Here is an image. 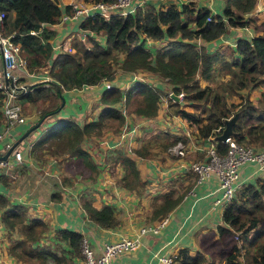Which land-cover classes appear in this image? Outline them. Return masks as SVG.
<instances>
[{"label":"trees","instance_id":"obj_1","mask_svg":"<svg viewBox=\"0 0 264 264\" xmlns=\"http://www.w3.org/2000/svg\"><path fill=\"white\" fill-rule=\"evenodd\" d=\"M254 3L255 0H225L221 14L211 13L204 6L197 7L191 0L179 7L169 4L163 8L148 1L124 15L104 17L94 13L84 17L78 26L90 30L93 36H87L86 40L75 39L70 43V51L53 54L48 41L52 37L50 29L42 27L37 35L28 31L38 29L41 24L56 22L61 12H68L70 6L58 0H0V11L4 12L3 27L6 32H13L12 40L19 43L28 70L39 71L40 67L47 65L50 79L30 84V91L19 98V101L23 99L30 103L31 111L36 110L39 117L52 114L61 107L62 90L102 81L108 83L99 94L101 107L96 119L81 125L70 119L50 122L44 135L33 146L51 139L55 141L51 150L54 154L80 157L88 163L83 141L101 135L104 128L113 126L112 123L114 126L123 123L116 108L122 94L114 84L116 70L147 71L164 79L173 95L182 92L184 104H179L173 96L166 97L172 113L194 126L197 137L214 139L221 132L224 119L236 113L230 137L254 147L264 146V106L259 110L249 98L227 101V96H239L244 89L264 86V17L257 26V33L249 39L238 38L232 51H208L204 45L193 42L196 38L206 43L214 42L227 25H245L253 21L243 19L238 12L248 11ZM208 15L210 20H205ZM144 38L157 42L158 46L153 51L146 48ZM213 71L226 78L220 85H200L197 73L201 79L210 80ZM159 91L155 84L134 82L125 90L127 109L145 117L153 116ZM1 96L0 93V99ZM158 138L154 135L135 152L145 156L149 154L147 148L165 149L173 142V139L156 141ZM213 141L218 152L223 153L225 143ZM117 154L125 172L123 185L127 188L138 185L139 174L134 160L120 149ZM170 205H164L161 210L167 211ZM84 208L88 219L94 223L103 227L115 225L112 206L103 205L96 209L84 203ZM2 219L5 225L12 227L21 217L17 212L6 215L5 211ZM221 220L227 226L218 225V235L225 234L227 239L221 243L223 247L214 252L216 263L208 262L209 258L200 250L189 254L183 247L177 250L172 264H264V177L241 184L223 206ZM42 224L39 219L31 218L23 225L28 230L29 240L36 238L31 230ZM54 234L66 242L70 256H79L81 235L78 232L57 228Z\"/></svg>","mask_w":264,"mask_h":264},{"label":"crops","instance_id":"obj_2","mask_svg":"<svg viewBox=\"0 0 264 264\" xmlns=\"http://www.w3.org/2000/svg\"><path fill=\"white\" fill-rule=\"evenodd\" d=\"M58 1L68 4L70 0ZM148 1L155 7L163 8L169 4L179 7L190 0ZM191 1L197 7L204 6L211 13L218 14H221L225 5V0ZM238 14L243 19H252V23L227 25L214 42L206 43L197 38L193 42L204 45L208 51H232L238 38L249 39L257 33V26L264 17V0H255L251 9L239 11ZM83 18L50 27V42L61 40L69 44L76 37L74 30ZM146 44L158 46L157 42L149 38H144V46ZM115 78L114 84L122 92L116 108L123 117L122 125H126L127 132L124 138H120L118 133L122 125L116 123L114 126L112 123L113 126L104 128L101 135L85 139L82 146L88 155V163L80 157L54 154L51 150L54 149L55 141L51 139L36 147L33 144L44 135L50 122L70 119L81 125L96 119L101 107L98 97L101 90L106 88L105 81L62 90L60 95L64 99L63 104L55 113L44 116L51 119L40 130L32 129L22 137L27 128L41 118L36 110L24 113L23 123L14 124L5 130L0 139V156L10 146H14L4 158L7 164L0 170V264H82L80 250L79 256H70L66 242L54 234L57 228L78 232L81 240L85 239L97 256L104 243L121 236H132L140 226L154 224L166 217L157 232L140 235L135 250L114 256L109 264H156L158 254L175 257L177 250L183 247L187 248L189 254L200 250L209 258L210 252L207 253L204 247L210 244L211 247H218L227 239L225 234L219 237L217 231L218 225H227L221 220L223 205L216 201L221 190L215 176L211 174L196 182L188 168L193 158H204L209 141L197 137L194 126L172 113L166 97L170 88L160 76L136 70L118 73ZM48 79L46 65L40 67L28 81L32 84ZM136 81L159 87L157 109L151 117L136 114L126 107L125 90ZM177 101L183 103L182 99ZM24 104L27 102L21 103V106ZM122 105L125 114L121 113ZM2 127L0 121V129ZM160 132L167 134V140H182L187 146V154L174 156L168 148H147L149 154L145 156L135 152L142 143ZM119 149L134 160L139 174V184L131 188L123 185L125 180L122 176L125 172L117 154ZM14 151L19 153L20 158L17 160L13 157ZM256 177H264V169H258L254 163H244L239 167L237 179L241 184L253 182ZM84 203L96 209L103 205L112 206L115 225L103 227L88 219ZM169 203L171 205L167 211L161 210ZM5 211L6 215L17 212L21 217L19 223L16 222L12 227L5 225L2 219ZM31 218L43 223L31 230L30 233L36 235L33 240L27 238L28 230L23 228Z\"/></svg>","mask_w":264,"mask_h":264},{"label":"built area","instance_id":"obj_3","mask_svg":"<svg viewBox=\"0 0 264 264\" xmlns=\"http://www.w3.org/2000/svg\"><path fill=\"white\" fill-rule=\"evenodd\" d=\"M147 0H113L111 2H84L82 0H70L68 2L69 11L61 12L58 19L54 23L41 24L38 29H31L28 33L39 34L42 27L50 29V27L61 25L64 22H74L79 17H86L97 13L106 17L109 14L124 15L136 6L143 5ZM84 2V3H83ZM90 9H93L90 11ZM4 12L0 11V121L3 127L0 129V139L5 130L18 123L25 121V115L19 101L20 96L30 91L28 80L35 76L36 71H29L27 68V59L21 52L19 43L12 40L13 32H6L2 18ZM210 20V15L205 17ZM76 37L70 40H85L87 36H93L88 29L75 28ZM52 37L48 39L50 42ZM70 43L65 44L61 40L50 42L52 53H60L70 51ZM106 87L108 83L105 82ZM166 96H173L171 90L167 91ZM178 100L182 99V92L175 95ZM124 98H121L123 101ZM121 113L125 114V108L122 105ZM127 127L123 124L119 130V137L124 138ZM209 144L205 147L204 158L189 162L188 168L194 174L196 182L202 180L208 175H214L221 194L216 200L221 205H225L233 197L234 192L240 187L238 182V169L244 163H254L258 169H264V146L254 147L250 144H243L235 141L230 136L225 138L226 147L223 153L218 152L215 148L214 139L206 137ZM187 146L182 140H176L168 151L174 156L182 157L187 154ZM13 157L17 160L20 158L17 151L13 152ZM7 164L5 159H0V170ZM166 217L160 218L154 224H145L140 226L132 236H121L120 238L106 242L102 246L101 253L97 256L93 254L89 244L85 239L81 240L80 257L82 264H109L114 256L133 251L139 244V236L146 232H157L164 224ZM174 255L158 254L156 256V264H172Z\"/></svg>","mask_w":264,"mask_h":264},{"label":"rangeland","instance_id":"obj_4","mask_svg":"<svg viewBox=\"0 0 264 264\" xmlns=\"http://www.w3.org/2000/svg\"><path fill=\"white\" fill-rule=\"evenodd\" d=\"M146 46V48H148V49H152V51H153V49H155L156 48V46L157 45H153L152 46V44H146L145 45ZM121 71L122 70H116V75L118 74V73H121ZM197 79H199V84L200 85H205V84H208L209 86H214V85H220L221 83V81H223L225 78H226V76H224V75H218L217 73H215L214 71H213V77H212V79H210V80H203V79H201L202 77L199 75V73H197ZM263 77H264V75H263ZM165 82V81H164ZM166 83V82H165ZM165 85H167V83L165 84ZM260 87H262V91H264V86L263 85H261V86H258V87H256V88H249V89H244L243 91H241L240 93H239V96H237L236 94H234V95H230V96H227V101L229 102V101H233V102H237V101H239V98H241V99H243V101L247 98H249V99H251V102L253 103V104H255L257 107H258V109L259 110H262V108H263V106H264V95L262 94V91H259V89H260ZM164 90V89H163ZM165 91H166V88H165ZM251 93H253V95L251 96V97H249L250 95H251ZM21 103H24V100L23 99H21ZM185 102H184V100H183V103H181V104H184ZM42 104H45V102L44 103H42ZM22 111H23V114L24 113H26V114H29L30 112H31V105H30V103H27V104H24V105H22ZM194 110V109H193ZM28 119V118H27ZM156 137L157 136H159V138L158 139H156V141H161V140H163V141H168L167 139H168V136H167V134H165V132H160L159 134H157V135H155ZM173 139V142H172V144L177 140V139H174V138H172ZM175 140V141H174ZM171 144V145H172ZM171 145H169V146H171ZM169 148V147H168ZM193 161H196V160H200L199 159V157L197 158V157H195V159L193 158L192 159ZM222 246V244L220 243V245L218 246V247H216V246H214V247H211V244L210 245H207V246H205L204 247V250H206L207 251V253H208V251L210 252L208 255H209V261L208 262H213V263H216V260L214 259L215 257L214 256H217L216 254H214V252H216V250H218V248H220ZM225 247V246H224ZM228 247V246H227Z\"/></svg>","mask_w":264,"mask_h":264},{"label":"water","instance_id":"obj_5","mask_svg":"<svg viewBox=\"0 0 264 264\" xmlns=\"http://www.w3.org/2000/svg\"><path fill=\"white\" fill-rule=\"evenodd\" d=\"M63 97L60 95V105L63 104ZM59 105V106H60ZM58 109H56L55 111H57ZM55 113V112H54ZM236 113H234L232 116H230L227 119H224L223 121V128L221 130V132L219 134H217L214 139L215 140H220V141H224L225 138L230 136V131H231V125L234 122L235 118H236ZM51 118H46V117H41L39 118L33 125H31L30 127L27 128V130L25 131V133L23 134L22 137H24L30 130L35 129V130H40L41 128L47 126V123L50 121ZM42 125V126H41ZM14 144L12 146H10L7 151L5 152L4 155L0 156V159H4L8 153L11 151V149L13 148Z\"/></svg>","mask_w":264,"mask_h":264},{"label":"clouds","instance_id":"obj_6","mask_svg":"<svg viewBox=\"0 0 264 264\" xmlns=\"http://www.w3.org/2000/svg\"><path fill=\"white\" fill-rule=\"evenodd\" d=\"M173 97L175 98V95H173ZM176 99V98H175ZM177 100V99H176Z\"/></svg>","mask_w":264,"mask_h":264}]
</instances>
